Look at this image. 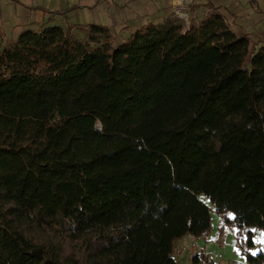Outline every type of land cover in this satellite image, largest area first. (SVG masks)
<instances>
[{
  "label": "trees",
  "instance_id": "trees-1",
  "mask_svg": "<svg viewBox=\"0 0 264 264\" xmlns=\"http://www.w3.org/2000/svg\"><path fill=\"white\" fill-rule=\"evenodd\" d=\"M207 3L187 29L40 27L0 51V264H177L213 214V241L235 229L264 264V24Z\"/></svg>",
  "mask_w": 264,
  "mask_h": 264
},
{
  "label": "crops",
  "instance_id": "crops-1",
  "mask_svg": "<svg viewBox=\"0 0 264 264\" xmlns=\"http://www.w3.org/2000/svg\"><path fill=\"white\" fill-rule=\"evenodd\" d=\"M207 2L225 7L234 3L238 25L243 28L264 24L253 25V15L243 12L241 0H205V10L211 12ZM247 2L257 6L256 0ZM171 9L172 0H0V43L5 48L26 30L54 26L70 27L71 33H83L91 25L102 26L125 39L143 26L169 18ZM261 17L264 19V11Z\"/></svg>",
  "mask_w": 264,
  "mask_h": 264
},
{
  "label": "rangeland",
  "instance_id": "rangeland-1",
  "mask_svg": "<svg viewBox=\"0 0 264 264\" xmlns=\"http://www.w3.org/2000/svg\"><path fill=\"white\" fill-rule=\"evenodd\" d=\"M242 8L244 13H249V16H252L253 25H261L264 19L261 17L262 12L264 11V0H256L257 6H253L251 2H247V0H241ZM254 3V2H253ZM174 6V0H172V9L170 13L171 19L180 23L185 29H187L190 24L198 25L206 16L210 13L209 10H205L208 7L206 6L205 0H191L188 8L185 12L187 16L185 18H180L178 15H175L172 10ZM180 15V14H179ZM249 21V20H248ZM257 24V25H255ZM82 32H73L72 34L77 37H82ZM81 35V36H80ZM3 45L0 43V51L3 49ZM213 223L212 229L213 233L209 236L207 240L199 239L194 240L191 237H184L175 242V251L176 254L173 256L174 260L177 264H190V257L192 254V249L194 246L195 252L203 251L208 255L209 261H213L215 264H228L231 262H236L240 264H247L242 257L240 251L237 250L235 245L236 239V230L231 229L224 236L222 244L216 243L214 240L217 234V226L219 219L216 215L213 214ZM256 235L255 242L262 243V232L259 229H253ZM257 252V248L253 250V254Z\"/></svg>",
  "mask_w": 264,
  "mask_h": 264
},
{
  "label": "built area",
  "instance_id": "built-area-1",
  "mask_svg": "<svg viewBox=\"0 0 264 264\" xmlns=\"http://www.w3.org/2000/svg\"><path fill=\"white\" fill-rule=\"evenodd\" d=\"M190 1L191 0H174V6H173L174 8H173L172 12L175 15H178L179 12H182L184 14V18H185L187 16V14H185V12L188 8V5L190 4Z\"/></svg>",
  "mask_w": 264,
  "mask_h": 264
},
{
  "label": "water",
  "instance_id": "water-1",
  "mask_svg": "<svg viewBox=\"0 0 264 264\" xmlns=\"http://www.w3.org/2000/svg\"><path fill=\"white\" fill-rule=\"evenodd\" d=\"M97 130H100L101 129V126H100V124H97Z\"/></svg>",
  "mask_w": 264,
  "mask_h": 264
},
{
  "label": "bare ground",
  "instance_id": "bare-ground-1",
  "mask_svg": "<svg viewBox=\"0 0 264 264\" xmlns=\"http://www.w3.org/2000/svg\"><path fill=\"white\" fill-rule=\"evenodd\" d=\"M178 15H179V13H178ZM179 16H180V15H179ZM180 18H182V19H183V18H184V15H183V16H180Z\"/></svg>",
  "mask_w": 264,
  "mask_h": 264
}]
</instances>
